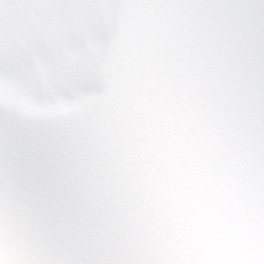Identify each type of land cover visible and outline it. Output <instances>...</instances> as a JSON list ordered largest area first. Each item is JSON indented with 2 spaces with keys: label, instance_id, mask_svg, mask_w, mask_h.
Instances as JSON below:
<instances>
[{
  "label": "clouds",
  "instance_id": "1",
  "mask_svg": "<svg viewBox=\"0 0 264 264\" xmlns=\"http://www.w3.org/2000/svg\"><path fill=\"white\" fill-rule=\"evenodd\" d=\"M0 264H264V0H0Z\"/></svg>",
  "mask_w": 264,
  "mask_h": 264
}]
</instances>
